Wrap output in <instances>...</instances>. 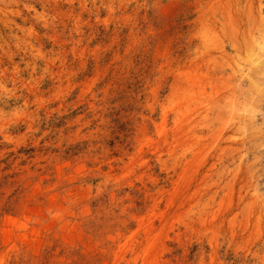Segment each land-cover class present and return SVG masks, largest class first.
Instances as JSON below:
<instances>
[{"label": "rangeland", "instance_id": "374dc122", "mask_svg": "<svg viewBox=\"0 0 264 264\" xmlns=\"http://www.w3.org/2000/svg\"><path fill=\"white\" fill-rule=\"evenodd\" d=\"M0 264H264V0H0Z\"/></svg>", "mask_w": 264, "mask_h": 264}]
</instances>
